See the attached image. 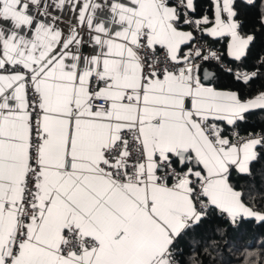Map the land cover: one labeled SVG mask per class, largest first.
I'll use <instances>...</instances> for the list:
<instances>
[{
    "label": "snow or ice",
    "instance_id": "snow-or-ice-1",
    "mask_svg": "<svg viewBox=\"0 0 264 264\" xmlns=\"http://www.w3.org/2000/svg\"><path fill=\"white\" fill-rule=\"evenodd\" d=\"M240 4L264 31V0H0V264H204L264 223Z\"/></svg>",
    "mask_w": 264,
    "mask_h": 264
},
{
    "label": "trees",
    "instance_id": "trees-1",
    "mask_svg": "<svg viewBox=\"0 0 264 264\" xmlns=\"http://www.w3.org/2000/svg\"><path fill=\"white\" fill-rule=\"evenodd\" d=\"M199 14L202 7H206L207 0H197ZM240 19L244 22L246 31L250 33H255V41L250 48L249 57L247 63L251 66L257 63L261 55L264 56V31L260 30V26L257 20V13L255 9L248 8L243 4H240ZM218 46V45H217ZM219 47V46H218ZM221 83L227 85L229 82L227 80ZM259 83V82H257ZM261 127H264V113L256 112L248 117L247 123L242 125L243 129L249 131H259ZM253 172L257 184L264 180V161L256 163L253 165ZM241 185L245 184L246 181L239 179ZM222 222L215 218L210 217L202 225L196 228L188 237L181 241V247L184 249L185 259H187V254L189 252V241L199 240L207 241L214 235V230L220 227ZM224 228H228V225L223 224ZM230 247L226 249L223 253V260L217 253H213L216 259L209 261L205 257L204 264H226L227 261H231L232 264H240V257L242 255L240 250H243L248 245H253L251 251L259 252V244L264 241V223H260L255 220H248L243 222L237 230H230L228 232ZM219 247H223V242L221 241ZM261 264H264V260H261Z\"/></svg>",
    "mask_w": 264,
    "mask_h": 264
},
{
    "label": "built area",
    "instance_id": "built-area-1",
    "mask_svg": "<svg viewBox=\"0 0 264 264\" xmlns=\"http://www.w3.org/2000/svg\"><path fill=\"white\" fill-rule=\"evenodd\" d=\"M261 57H264V56H263V55H261V56H260V58H261Z\"/></svg>",
    "mask_w": 264,
    "mask_h": 264
},
{
    "label": "crops",
    "instance_id": "crops-1",
    "mask_svg": "<svg viewBox=\"0 0 264 264\" xmlns=\"http://www.w3.org/2000/svg\"><path fill=\"white\" fill-rule=\"evenodd\" d=\"M219 46V45H218Z\"/></svg>",
    "mask_w": 264,
    "mask_h": 264
}]
</instances>
